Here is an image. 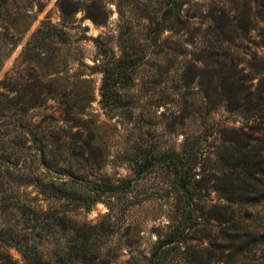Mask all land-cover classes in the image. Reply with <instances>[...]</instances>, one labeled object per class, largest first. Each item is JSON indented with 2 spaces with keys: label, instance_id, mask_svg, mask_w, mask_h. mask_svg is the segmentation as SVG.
Masks as SVG:
<instances>
[{
  "label": "trees",
  "instance_id": "16d2710c",
  "mask_svg": "<svg viewBox=\"0 0 264 264\" xmlns=\"http://www.w3.org/2000/svg\"><path fill=\"white\" fill-rule=\"evenodd\" d=\"M59 1L61 14L70 16L74 5L68 0ZM161 1L164 8L160 22L154 23L148 36L155 41L164 32L186 35L184 45L168 43L170 37L162 43L171 45L174 55L185 59L181 84L171 93L178 103L176 122L182 126L187 122L197 130L190 132L179 151L161 153L152 147L146 151L138 145L132 149L134 155L129 162L137 177L160 170L170 181L167 196L172 201V221L169 231L154 247L152 263L164 264L171 249H183L181 258L185 264H264V210L250 221V209L264 206V54L259 55L256 50L258 45L264 48V27L258 29L259 44H254L250 58L237 55L238 43L247 40L254 30V19L264 16V0H214L207 9L197 15L187 14V18L181 17L182 7L190 5V0ZM14 2L0 0V16L9 13ZM94 11H89V18L95 24L103 23L105 12ZM145 19L155 20V15L147 14ZM2 20L8 22V16ZM2 25L0 40L6 44L1 47L0 66L11 51L7 45L14 47L16 38L8 32V25ZM54 37L64 42L63 32L38 29L21 57L28 56L40 38ZM97 49L102 59V108L133 118V97L129 92L136 61L125 48L117 59L99 41ZM11 80L6 77L2 88L10 91ZM195 81L197 91L193 92ZM81 89L69 95L63 93V118L59 125L50 116L41 127L40 137L30 133L29 142L39 145L36 151L44 171L29 184H39L43 205L19 200L8 204L19 215L21 231L25 233L0 229V264H19L7 252L9 248H14L25 264H93L88 250L113 231L110 212L103 228L78 223L69 214L79 209L90 211L104 196L110 202L129 200L131 181L114 183L108 178L96 183L85 178L93 177L92 169H101L105 147L97 132L99 127L88 117L89 87L82 82ZM21 101L22 97H9L0 91V120L9 112L23 115L25 107ZM219 110L233 117L238 125L215 120ZM5 138L0 137L3 149L12 143ZM22 142L12 143L14 151L19 152ZM2 156L0 171H20ZM198 165L201 171L196 174ZM209 191L214 192L218 204H204ZM238 207L243 210L237 212ZM112 208L113 205L109 210ZM46 239L57 246L53 260L43 259L39 252ZM200 241L207 245L198 249Z\"/></svg>",
  "mask_w": 264,
  "mask_h": 264
},
{
  "label": "rangeland",
  "instance_id": "374dc122",
  "mask_svg": "<svg viewBox=\"0 0 264 264\" xmlns=\"http://www.w3.org/2000/svg\"><path fill=\"white\" fill-rule=\"evenodd\" d=\"M68 1L74 5V10L67 17L61 14L59 0H16L8 15L1 13L0 16V32L1 27H4L2 24H5L8 25V32L16 35L14 47L7 45L11 51L7 52L0 66V91L9 97H22L21 102L25 107L23 115L9 112L0 120V135L5 134L0 137H6L8 142L14 144L23 141L19 152L14 151L12 143L9 146L5 144V149L0 146V157L4 155L3 159L20 170L18 173L0 171V229L25 233L21 231L23 226L19 215L14 208L8 207L9 203L19 200L26 204L33 201L34 205H43L39 184H29L33 177L40 178L44 171L36 151L39 145L29 142L30 133L40 137L41 127L48 123L50 116L59 125L63 118V93L69 95L70 92L82 90L81 83L85 82L91 98L88 117L99 127L97 132L105 147L101 169H92L91 175L94 177L96 173L97 176L85 178L96 183L98 179L107 181L108 178L114 183L131 181V186L129 200L123 198L110 202L104 196L90 211L79 209L69 216L78 223L103 228L110 212V221L114 222L113 231L88 250L89 258L94 259L93 264H154V247L169 231L172 221V201L167 196L170 181L160 170L137 177L129 159L134 155L132 149L137 145L146 151L151 150L149 147L161 153L179 151L191 135L190 132L197 130L196 126L189 127L187 122L183 126L176 122L178 103L171 93L181 84L180 73L185 59L175 56L169 48L171 45L162 43L170 37L168 43L184 45L186 35L164 32L155 41L152 36H148V30L154 23L160 22V13L164 8L161 0ZM212 1L190 0V5H183L181 17L187 18V14L192 13L197 15L207 9ZM94 10L105 12L103 23L95 24L89 18V11L91 13ZM147 14H154L155 20H146ZM6 16L8 22L2 20ZM263 27L264 16L254 19V30L249 33L247 40L238 43V57L250 58V54L255 51L254 44H259L258 29ZM41 28L44 32H63L64 42L55 37L40 38L36 48L28 56L21 57L31 37ZM97 41L105 44L115 59L121 56L125 48L129 50V57L136 61L129 92L134 105V117L131 119L119 111L105 110L100 104L102 74L99 66L102 59ZM4 43L0 40V52ZM256 48L259 55L264 54L262 46ZM6 77L12 79L10 91L1 85ZM196 82L193 92L197 91ZM214 119L227 125L232 122L238 125L233 117L222 110L214 115ZM200 171L198 165L194 172L199 174ZM218 203L214 192L209 191L204 204ZM111 205L114 208L109 210ZM242 210L238 207L237 212ZM262 210L264 206L250 209L253 215L250 221L253 222L256 213ZM196 216L198 218L199 215ZM196 221L200 223V219ZM197 245L196 248L200 249L207 244L200 241ZM56 248L46 239L39 246V252L43 259L53 260ZM7 252L19 264H25L14 248L7 249ZM181 252L183 249H171L163 259L164 264H185Z\"/></svg>",
  "mask_w": 264,
  "mask_h": 264
}]
</instances>
